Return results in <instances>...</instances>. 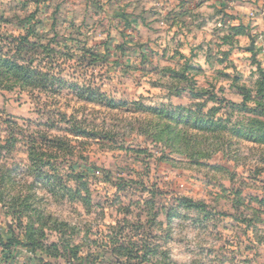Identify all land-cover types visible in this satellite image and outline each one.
Wrapping results in <instances>:
<instances>
[{"label":"rangeland","instance_id":"374dc122","mask_svg":"<svg viewBox=\"0 0 264 264\" xmlns=\"http://www.w3.org/2000/svg\"><path fill=\"white\" fill-rule=\"evenodd\" d=\"M27 31L55 51L62 79L128 105H200L217 126L197 137L203 158L189 159L138 132L149 116L68 90L0 89V117L60 111L96 135L51 131L71 147L50 162L84 200L32 186L24 153L0 155V241L25 245L34 231L42 248L0 244V264H264V140L237 132L264 125V0H0V34ZM18 196L29 200L20 221L9 209Z\"/></svg>","mask_w":264,"mask_h":264},{"label":"trees","instance_id":"16d2710c","mask_svg":"<svg viewBox=\"0 0 264 264\" xmlns=\"http://www.w3.org/2000/svg\"><path fill=\"white\" fill-rule=\"evenodd\" d=\"M31 34V31L19 36L0 34L1 90H18L29 95L37 93L50 97L59 96L64 90H68L74 97L85 103L96 104L111 111L124 110L128 112L132 110L133 113L153 119L147 125H143L142 122V124L138 123V132L141 135H148L154 142L162 143L174 153L187 154L191 150L194 151L195 153L191 154L189 159L203 158L204 153L198 148L200 143L197 137L202 131L213 132L217 125L214 120L206 119L202 115L200 105L197 106L195 112H192L183 107L153 108L138 102L128 105L125 102L108 99L96 88L77 85L62 79L60 71H57L59 67L54 63L55 51L49 46L43 47L29 42ZM262 79L264 83V71H262ZM226 104L232 108L246 110L245 104L239 107L230 102ZM44 114L46 117L42 122L25 120L18 123L13 118L0 117V155L24 153L28 161L26 176L32 179V186L40 184L52 195H56V191H65L78 196L79 200H84L80 197L79 189L72 191L64 186L61 176L57 173L58 170L50 162L51 159L56 158L57 154H67L71 147L68 137L52 135L51 131H59L60 127L58 126L61 124L67 128L63 129L64 132L73 138H95L96 135L83 127L73 116H68L60 111H46ZM247 126L248 129L237 131L238 134L240 133L246 138L264 140V125L260 121L250 122ZM2 142L3 145H1ZM70 176L67 175V178ZM3 178L4 174L2 173L0 182ZM76 178L78 177L74 179ZM28 201V198L13 197L10 200V215L20 221L23 213L29 210ZM183 201L188 206L194 205L189 200ZM0 202H2L1 199ZM25 240V245L16 238H12L6 243L0 241V244L4 248L15 245L26 246L33 253L38 250L42 251V248L34 240V231L25 235ZM39 262L42 260L39 259Z\"/></svg>","mask_w":264,"mask_h":264},{"label":"water","instance_id":"95a60500","mask_svg":"<svg viewBox=\"0 0 264 264\" xmlns=\"http://www.w3.org/2000/svg\"><path fill=\"white\" fill-rule=\"evenodd\" d=\"M250 49H252V46H251V48Z\"/></svg>","mask_w":264,"mask_h":264}]
</instances>
